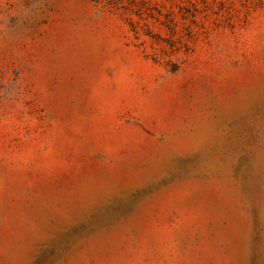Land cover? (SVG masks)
Segmentation results:
<instances>
[{
    "label": "rangeland",
    "instance_id": "374dc122",
    "mask_svg": "<svg viewBox=\"0 0 264 264\" xmlns=\"http://www.w3.org/2000/svg\"><path fill=\"white\" fill-rule=\"evenodd\" d=\"M0 264H264V0H0Z\"/></svg>",
    "mask_w": 264,
    "mask_h": 264
}]
</instances>
